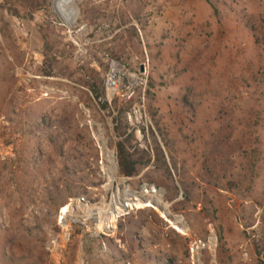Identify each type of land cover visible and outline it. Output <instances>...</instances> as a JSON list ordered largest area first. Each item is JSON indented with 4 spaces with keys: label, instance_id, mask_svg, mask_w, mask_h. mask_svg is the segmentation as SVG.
Returning <instances> with one entry per match:
<instances>
[{
    "label": "rangeland",
    "instance_id": "1",
    "mask_svg": "<svg viewBox=\"0 0 264 264\" xmlns=\"http://www.w3.org/2000/svg\"><path fill=\"white\" fill-rule=\"evenodd\" d=\"M55 1L0 0L18 150L0 165V264H264V0H71L70 24ZM94 127L188 231L153 207L84 220L118 184Z\"/></svg>",
    "mask_w": 264,
    "mask_h": 264
},
{
    "label": "bare ground",
    "instance_id": "2",
    "mask_svg": "<svg viewBox=\"0 0 264 264\" xmlns=\"http://www.w3.org/2000/svg\"><path fill=\"white\" fill-rule=\"evenodd\" d=\"M71 0H56L55 5L56 9H58L61 13L62 16L66 17L67 16V11L65 9V6H67ZM70 12V11H69ZM66 17V24H70L69 20ZM112 94V92H110ZM110 94V95H111ZM88 113V111L86 110ZM94 135L95 138L97 139V143L100 146V149L102 150L103 153V170L107 176V185L106 186H112L117 182L118 184L116 185V190L113 195V198L111 199L110 203L108 204H103L95 209H92L89 207V205H83L87 209V214L84 217V220L87 219V217L96 212L98 214L97 217V222L98 226L101 229H111L114 227L113 221L119 217L121 214L124 212V208L127 206V208H141V207H153L157 210H159L157 207L152 206L150 199L157 200L159 201L168 211L170 214L172 213L171 210V204L165 201L164 198V191L162 189H158L155 186L151 185L149 189L143 188L138 194L135 193V190L131 189L130 185L127 184V179L126 178H120V174L118 171L117 167V162L115 159V154L112 150L109 149L108 147V139L105 137L103 134L100 133L98 129L94 130ZM123 183L124 187L120 188L119 184ZM141 197H148L149 201L147 203H143ZM160 211V210H159ZM161 212V211H160ZM164 214V212H161V215ZM176 215V214H175ZM72 217V208L70 206H65L62 208L61 212V220L64 217ZM178 216V215H177ZM169 218V217H168ZM167 219V218H166ZM68 221V220H67ZM169 221L171 224L177 228L181 232H186L188 231V226H186L182 221L183 219L178 218L176 221H171L169 218ZM181 225V227L179 226ZM66 225V223H64ZM200 249L201 247L199 245H196L194 247L193 253L195 260L199 262L200 260ZM200 263V262H199Z\"/></svg>",
    "mask_w": 264,
    "mask_h": 264
},
{
    "label": "built area",
    "instance_id": "3",
    "mask_svg": "<svg viewBox=\"0 0 264 264\" xmlns=\"http://www.w3.org/2000/svg\"><path fill=\"white\" fill-rule=\"evenodd\" d=\"M108 87L112 89L117 87L115 74L109 77ZM17 156L18 150L16 138L12 131V121L7 114L0 113V165L13 162Z\"/></svg>",
    "mask_w": 264,
    "mask_h": 264
},
{
    "label": "water",
    "instance_id": "4",
    "mask_svg": "<svg viewBox=\"0 0 264 264\" xmlns=\"http://www.w3.org/2000/svg\"><path fill=\"white\" fill-rule=\"evenodd\" d=\"M95 129H97V128L94 127V130H95ZM151 185H152V184H148V183H146V184H144V185L141 186V190H142L143 188H145V187H146V189H149V187H150ZM141 190H140V191H141ZM162 190H163V189H162ZM140 191H136V190H135V193L138 194V192H140ZM163 191H164V190H163ZM139 198L141 199V201H142L143 203H147V202L149 201V198H148V197H141V196H139ZM150 202H151V205H152V206H155V207H157L161 212H164V215L167 216V217H169L171 221H174V222H175L176 219L181 218L180 216H177V215H175V214H170L168 211H166L165 207H164L159 201H157V200H153V199H150ZM124 210H125V211H128L127 206L124 208ZM181 219H182V218H181ZM182 222L187 226V224H186L185 221H182ZM179 226L181 227L180 224H179Z\"/></svg>",
    "mask_w": 264,
    "mask_h": 264
},
{
    "label": "trees",
    "instance_id": "5",
    "mask_svg": "<svg viewBox=\"0 0 264 264\" xmlns=\"http://www.w3.org/2000/svg\"><path fill=\"white\" fill-rule=\"evenodd\" d=\"M120 169H121V173L126 175V176H129V175H132L133 172L135 171V168L134 167H127L125 166L124 164L121 163L120 165Z\"/></svg>",
    "mask_w": 264,
    "mask_h": 264
}]
</instances>
